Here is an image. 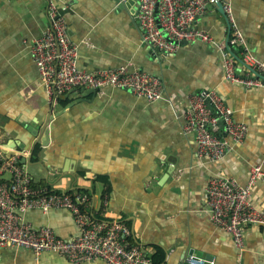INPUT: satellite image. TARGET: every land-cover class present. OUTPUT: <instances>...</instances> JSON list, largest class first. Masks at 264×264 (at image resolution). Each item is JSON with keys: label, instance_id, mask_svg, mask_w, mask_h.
Returning <instances> with one entry per match:
<instances>
[{"label": "crops", "instance_id": "obj_1", "mask_svg": "<svg viewBox=\"0 0 264 264\" xmlns=\"http://www.w3.org/2000/svg\"><path fill=\"white\" fill-rule=\"evenodd\" d=\"M59 1L82 68L131 62L161 80L163 97L149 103L118 89L100 94L76 88L53 108L31 52L50 26L46 0H0V167L27 153L22 159L31 162L23 165L36 187L87 195L86 210L129 227L149 264H189L198 253L214 264H264V227L248 229L240 253L231 237L213 225L207 196L213 175L246 184L250 168L264 166V89L225 81L221 54L208 44L180 45L168 57L145 44L136 4ZM218 1L231 5V29L243 35L255 59L264 61V0ZM195 26L217 41L225 40L229 30L217 3ZM210 89L249 128L245 143L216 163L199 157L194 137L183 131L187 96ZM46 127L50 133L44 146ZM13 143L17 147L8 148ZM10 180L0 170V183ZM252 201L264 211V180L256 184ZM23 220L36 229L51 228L62 239L79 235L66 210H31ZM0 264L71 263L55 253L36 257L27 249L3 247Z\"/></svg>", "mask_w": 264, "mask_h": 264}, {"label": "built area", "instance_id": "obj_2", "mask_svg": "<svg viewBox=\"0 0 264 264\" xmlns=\"http://www.w3.org/2000/svg\"><path fill=\"white\" fill-rule=\"evenodd\" d=\"M129 0H120L126 4ZM136 19L142 40L166 57L175 54L182 42H202L215 48L223 59L224 79L246 89H264V61L255 59L246 49L243 35L231 29L227 38L217 41L195 25L218 0H134ZM50 26L32 46L36 65L48 103L53 107L71 90L92 89L104 94L111 89L129 92L155 103L163 97L161 80L136 69L133 63L99 70L82 68L78 47L68 35L59 0H46ZM227 17L231 5L223 4ZM229 19V18H228ZM234 49L243 57L241 68ZM183 131L192 135L197 154L216 163L234 152L247 140L249 128L238 122L233 111L215 90H204L187 96ZM27 153L5 160L2 173L10 175L9 182L0 183V248L15 247L32 251L36 257L55 253L71 264H149L141 247L132 244V231L120 222L96 218L86 209L90 201L83 193L56 192L50 187H36L20 160ZM264 180V166L250 168L246 184L237 179L213 175L208 183V206L213 225L227 233L237 250L246 248V234L251 227H264V211L252 201L256 184ZM107 203V198L104 201ZM31 210L68 211L79 235L62 239L51 228L36 229L24 222ZM189 264H214L192 256Z\"/></svg>", "mask_w": 264, "mask_h": 264}, {"label": "water", "instance_id": "obj_3", "mask_svg": "<svg viewBox=\"0 0 264 264\" xmlns=\"http://www.w3.org/2000/svg\"><path fill=\"white\" fill-rule=\"evenodd\" d=\"M132 4H136L135 3V1L134 0H129L126 4H124V5H126L127 7H129L130 5H132ZM121 6H123V5H121ZM217 6L219 7V11H220V13L225 17V19H226V21H227V23H228V27H229V30H228V34H230V31H231V26H230V23H229V21H228V17H227V15H226V13L224 12V10H223V3L222 2H220V1H217ZM62 13H63V11L61 10L60 11V14L62 15ZM185 44H188L187 42H182L181 43V45H185ZM158 51V50H157ZM234 51V53L237 55V58H238V65H239V67L241 68V65L243 64V57H242V55H241V53H240V50L239 49H234L233 50ZM49 133H50V131H49V129H48V127H46L45 128V132H44V139H42V144L44 145V146H47L48 144H47V140H48V135H49ZM11 145H13V146H8V148H11V149H15L16 147H17V144L16 143H13V144H11ZM31 162V158L30 159H22V164H29ZM196 257L197 258H202V255H200L199 253L198 254H196Z\"/></svg>", "mask_w": 264, "mask_h": 264}, {"label": "trees", "instance_id": "obj_4", "mask_svg": "<svg viewBox=\"0 0 264 264\" xmlns=\"http://www.w3.org/2000/svg\"><path fill=\"white\" fill-rule=\"evenodd\" d=\"M35 160V159H34ZM21 162V161H20ZM99 180H102L103 182H105L106 184H107V182L105 181V179H101V177L99 178ZM130 241L132 242V244H135L134 242H133V239L132 238H130ZM154 262H155V260H154ZM155 264V263H154Z\"/></svg>", "mask_w": 264, "mask_h": 264}]
</instances>
